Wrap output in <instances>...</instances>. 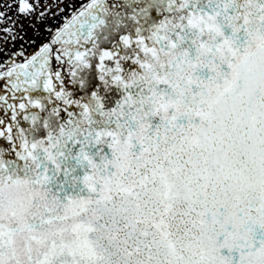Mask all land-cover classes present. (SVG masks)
I'll return each instance as SVG.
<instances>
[{"label": "snow or ice", "instance_id": "obj_1", "mask_svg": "<svg viewBox=\"0 0 264 264\" xmlns=\"http://www.w3.org/2000/svg\"><path fill=\"white\" fill-rule=\"evenodd\" d=\"M0 264H264V0H0Z\"/></svg>", "mask_w": 264, "mask_h": 264}]
</instances>
